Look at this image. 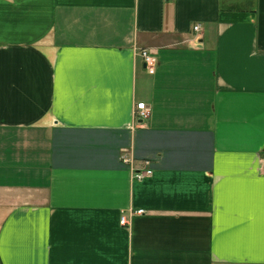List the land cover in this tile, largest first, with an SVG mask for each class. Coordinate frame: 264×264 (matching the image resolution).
Wrapping results in <instances>:
<instances>
[{
	"label": "crops",
	"instance_id": "0c3cea01",
	"mask_svg": "<svg viewBox=\"0 0 264 264\" xmlns=\"http://www.w3.org/2000/svg\"><path fill=\"white\" fill-rule=\"evenodd\" d=\"M0 264H264V0H0Z\"/></svg>",
	"mask_w": 264,
	"mask_h": 264
},
{
	"label": "built area",
	"instance_id": "2783aa9c",
	"mask_svg": "<svg viewBox=\"0 0 264 264\" xmlns=\"http://www.w3.org/2000/svg\"><path fill=\"white\" fill-rule=\"evenodd\" d=\"M194 31L199 32L200 26L198 25L195 26ZM142 57L144 59V63L147 71L149 73H154V63H155L154 56L149 51L145 50L142 52ZM135 109L138 114L137 118L146 119L148 117L149 108L144 102L138 103ZM121 162H123L125 165L131 168L135 180H142L152 175L153 171L151 168V162L149 160H143L142 166L137 168V166L134 164L135 160L130 156H128L125 152H123V154H121ZM143 213H144L143 210H137V211L131 209L125 210L120 218L119 223L123 227L127 226L129 224V216L131 217L136 214L141 215Z\"/></svg>",
	"mask_w": 264,
	"mask_h": 264
}]
</instances>
